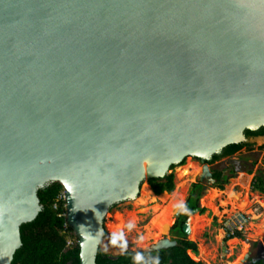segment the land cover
<instances>
[{"label":"water","instance_id":"1","mask_svg":"<svg viewBox=\"0 0 264 264\" xmlns=\"http://www.w3.org/2000/svg\"><path fill=\"white\" fill-rule=\"evenodd\" d=\"M262 127L264 0H0V264L50 183L79 264H96L113 206ZM197 181L204 197L208 165Z\"/></svg>","mask_w":264,"mask_h":264},{"label":"rangeland","instance_id":"2","mask_svg":"<svg viewBox=\"0 0 264 264\" xmlns=\"http://www.w3.org/2000/svg\"><path fill=\"white\" fill-rule=\"evenodd\" d=\"M247 143L252 146V152L243 149L232 158L242 167L232 172L231 166L234 161L232 163L227 159L216 166L215 169L223 171L227 182L223 189L213 186L212 193L210 195L207 193L209 196L206 194L201 197L203 212L192 216L194 217L192 224L198 234L185 240L196 244L197 254L188 252L196 262L239 264L246 253L251 252L250 259H255L261 251L259 242L264 238V193L253 189L252 184L256 177L264 175V139L249 138ZM192 159L189 157L170 170L174 177V189L171 193H166L168 195L164 199H159L153 193L151 199L149 196L145 197L144 187L151 191L145 184L137 201L124 202L112 207L104 221L106 233L100 245L103 252L114 256L125 251L146 248L163 237L171 240L181 238V235L177 231H171V228L176 221L175 213L185 204L190 195L191 185L197 182V177L201 173V166L192 162ZM187 169V175L182 178V173H186ZM245 201L248 202L249 209L239 210L243 208ZM231 207L234 210H231ZM235 212L245 213L250 220L242 239H235L237 242L231 244L232 240L225 236L222 224ZM67 241L75 245L77 238L73 236Z\"/></svg>","mask_w":264,"mask_h":264},{"label":"trees","instance_id":"3","mask_svg":"<svg viewBox=\"0 0 264 264\" xmlns=\"http://www.w3.org/2000/svg\"><path fill=\"white\" fill-rule=\"evenodd\" d=\"M245 134L248 138L264 136V127L255 132L246 131ZM246 147H250L248 143L230 145L224 148L220 155H214L213 158L216 160L220 156H232ZM173 178V175L169 174L164 179L149 180L148 184L159 199H164L168 195L166 193H171L174 189ZM215 178L218 182L216 187L220 190L223 189L227 182L226 178H223L221 173H217ZM252 187L260 193H264V175L256 177ZM62 192L63 189L58 183H50L38 191L41 211L34 221L21 225L22 246L15 253L11 264H79L77 244L72 247L67 246L68 236L73 237L74 233L70 229L68 234L62 233L66 225L65 203L61 200L57 201ZM198 198V196H193L185 204L184 209L187 213H192L197 208ZM55 204H57L56 209H54ZM185 219L184 217L178 220L171 228V231H177L181 235V238L173 239L177 242L176 247L156 253L125 251L116 258H112L99 249L96 264H203L194 261L188 255L189 251L197 254V246L195 243L185 240L186 237L181 232V226ZM234 238L242 239V235L237 234L228 239ZM248 264H264V261L253 259Z\"/></svg>","mask_w":264,"mask_h":264},{"label":"flooded vegetation","instance_id":"4","mask_svg":"<svg viewBox=\"0 0 264 264\" xmlns=\"http://www.w3.org/2000/svg\"><path fill=\"white\" fill-rule=\"evenodd\" d=\"M259 130V129H258ZM258 130H256V131H258ZM253 132H255V131H253ZM244 136H245V138L248 140L249 138L247 137V135L244 133ZM259 137V136H258ZM250 138H257V137H250ZM244 143H247V142H244ZM250 147L248 148V147H246V148H243V149H246V151H248V152H252L251 151V145H249ZM243 149H241L240 151H238L237 153H235V154H233L232 156H220L218 159H214L213 157L214 156H212L208 161H204V162H202L201 160H199V159H196V158H193L192 159V162H194V163H197L199 166H202L203 164H206V165H208L209 166V168H210V171H211V174H212V178H213V180H215V184L213 185V186H217L218 185V182H217V180H216V178H215V175L217 174V173H221V175L223 176V178H226L225 176H224V174H223V171H220V170H217V169H215L216 168V166H218V164L219 163H221V162H223L224 160H229L230 162H232V161H234V160H232V158H234L238 153H240ZM221 154V152L219 153V154H217V155H220ZM233 163V162H232ZM240 167H242V165H240L238 162H235L234 161V163L232 164V166H231V171L233 172V170H235V169H239ZM175 167H173L171 170H173ZM196 185V187H194ZM213 186H211L210 187V190H211V188L213 187ZM203 183H200V182H196V183H194V184H192L191 185V189H190V195L187 197V199H186V202H185V204H187L188 202H189V200H190V198H192L193 196L195 197V196H198L199 198V200H200V198H201V194H202V191H203ZM209 190V191H210ZM153 193V192H152ZM215 193H217V192H215ZM215 193H214V195H215ZM154 194V193H153ZM155 195V194H154ZM156 196V195H155ZM198 200V201H199ZM185 204L183 205V207L181 208L182 209V213H181V215H180V217H179V219H177V221L178 220H180V218H181V216H183V218L185 217L186 219L188 218V216L190 215V214H192V213H187V211L184 209V206H185ZM196 210V209H195ZM202 210H200L199 211V213H202L201 212ZM200 217V216H199ZM174 218V217H173ZM182 218V219H183ZM185 219V220H186ZM176 221V222H177ZM175 222V223H176ZM259 256H260V254H259Z\"/></svg>","mask_w":264,"mask_h":264},{"label":"built area","instance_id":"5","mask_svg":"<svg viewBox=\"0 0 264 264\" xmlns=\"http://www.w3.org/2000/svg\"><path fill=\"white\" fill-rule=\"evenodd\" d=\"M63 201L64 202V193L62 192L60 197L57 201ZM65 206V205H64ZM57 208V204L54 205V209ZM249 217L242 212H235L230 217H227L223 224H222V230L227 238L234 237L237 234H245L247 225L249 224ZM70 228L67 226V224L64 226L63 234H68V230ZM70 236L67 238L69 239ZM73 242L67 241V246L71 247L73 246Z\"/></svg>","mask_w":264,"mask_h":264},{"label":"bare ground","instance_id":"6","mask_svg":"<svg viewBox=\"0 0 264 264\" xmlns=\"http://www.w3.org/2000/svg\"><path fill=\"white\" fill-rule=\"evenodd\" d=\"M189 169V168H188ZM188 169H187V171H185L186 173H182V178H184L186 175H187V172H188ZM185 170V169H184ZM182 172V171H181ZM143 193L145 194V197H147V196H149L150 197V199L152 198V196H154L153 194H152V192L147 188V187H144V190H143ZM212 192H211V190L209 191V195L211 194ZM207 194V195H208ZM208 195V196H209ZM209 201V200H208ZM207 201V202H208ZM230 202V201H229ZM247 201H245L244 202V204H243V208H241V209H239V210H243V209H249V204H248V202L246 203ZM226 204V203H225ZM222 205H224V204H222ZM221 205V206H222ZM232 205V204H231ZM231 210H234V208L233 207H231ZM251 211V210H250ZM248 213H250V212H248ZM251 215V214H250ZM253 215V214H252ZM258 217V216H257ZM253 219V218H252ZM192 222H194V217H191V220H190V227H191V234H190V237H196L195 236V234H198L195 230H194V225L192 224ZM194 231H195V233H194ZM255 233H256V231H255ZM237 241L236 240H232V241H230V243L231 244H233V243H236ZM190 254V253H189Z\"/></svg>","mask_w":264,"mask_h":264},{"label":"crops","instance_id":"7","mask_svg":"<svg viewBox=\"0 0 264 264\" xmlns=\"http://www.w3.org/2000/svg\"><path fill=\"white\" fill-rule=\"evenodd\" d=\"M242 237H243V235H242ZM235 239H238V238H234V239H230V240H235ZM260 245H261V251H260V253H258V257H256L255 259H258V260L260 259V260L264 261V238L259 242V246ZM104 253L108 255V253L106 251H104ZM259 254H260V256H259ZM250 256H251V254H250ZM251 260H253V259H250V257H249V260L246 264H248Z\"/></svg>","mask_w":264,"mask_h":264},{"label":"clouds","instance_id":"8","mask_svg":"<svg viewBox=\"0 0 264 264\" xmlns=\"http://www.w3.org/2000/svg\"><path fill=\"white\" fill-rule=\"evenodd\" d=\"M254 181V180H253Z\"/></svg>","mask_w":264,"mask_h":264}]
</instances>
